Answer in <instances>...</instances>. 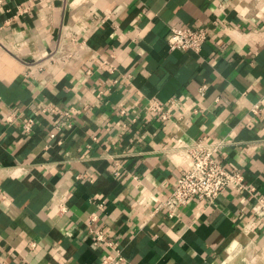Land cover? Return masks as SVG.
<instances>
[{"label": "crops", "instance_id": "crops-1", "mask_svg": "<svg viewBox=\"0 0 264 264\" xmlns=\"http://www.w3.org/2000/svg\"><path fill=\"white\" fill-rule=\"evenodd\" d=\"M184 25L209 31L200 51L169 48ZM199 139L248 190L170 216ZM257 195L264 0H0V264H103L97 229L124 264H264Z\"/></svg>", "mask_w": 264, "mask_h": 264}, {"label": "built area", "instance_id": "built-area-1", "mask_svg": "<svg viewBox=\"0 0 264 264\" xmlns=\"http://www.w3.org/2000/svg\"><path fill=\"white\" fill-rule=\"evenodd\" d=\"M208 34L209 31L203 26H172L167 34V43L171 50L200 51ZM256 108L258 107L256 106ZM58 109L54 104L49 103L43 106L42 111L53 112ZM162 109L161 103L155 100L151 110L162 112L163 118H169V112H164ZM123 111L125 110L123 109ZM61 114L70 116L71 112L64 110ZM7 118L12 120L13 115H8ZM34 124L35 118L29 117L23 122V130L27 133L30 132ZM221 147L222 142H211L203 139H199L187 147L190 164L179 177L173 191L162 202V205L168 208L170 216H174L177 207L186 204L193 197L213 201L231 185H236L242 191L248 190L244 173L241 170L225 166L219 160L218 152ZM250 191L254 193L253 188ZM253 212L264 225V195H257ZM93 219H96V215L93 216ZM95 235L96 244L106 243L113 250L104 255L103 264H124L126 257L122 250L117 247L116 242L107 235V232L103 229H97Z\"/></svg>", "mask_w": 264, "mask_h": 264}]
</instances>
